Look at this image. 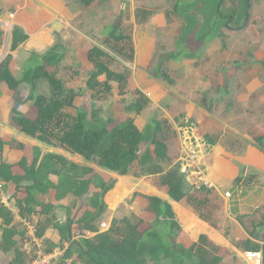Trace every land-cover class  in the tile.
I'll use <instances>...</instances> for the list:
<instances>
[{
  "label": "trees",
  "instance_id": "obj_1",
  "mask_svg": "<svg viewBox=\"0 0 264 264\" xmlns=\"http://www.w3.org/2000/svg\"><path fill=\"white\" fill-rule=\"evenodd\" d=\"M75 1L91 10L111 0ZM168 1H172V6L165 10L170 40L165 42V50L157 48L148 69L152 78L167 87H174L177 82L169 68L170 63L205 58L207 51L217 43L225 45L229 31L244 32L251 21L254 0ZM145 11L137 10L139 23L146 21L149 12ZM178 20L177 31L176 27L172 31V26L176 25L173 23ZM3 35L0 30V47ZM29 38L24 27L15 26L11 52L17 51ZM102 38L103 46H94L87 52L91 69L86 73L85 87L79 89L69 87L65 76L61 75L62 71L66 72L71 81L82 75L74 67L64 66L66 46L63 42L57 41L44 54L32 53L19 76L12 70L13 56L8 55L0 63V97L2 85L12 92H17L23 85L29 88L28 97L14 103L12 125L32 139L82 156L119 176L150 179L171 200L180 203L186 199L202 220L220 229V221L213 222L203 211L221 209L214 208L221 202L220 196L204 187L194 190L189 184L181 172V163L173 158L172 144L176 141L170 138L174 132L169 124L155 117L140 128L132 117L141 115L148 106L145 94L136 90L137 96L124 106L128 114L125 119L117 118L113 112L112 84H118L120 94L126 95L130 76L111 68L110 63L114 60L111 54L130 61L135 59L132 47L130 53L121 47L126 41L132 44V39L124 32L122 15L103 28ZM43 87L46 89L42 91ZM236 88L232 85L230 90L226 89L228 98V94L236 95L233 92ZM85 93L90 94L91 108L76 107L77 98ZM251 97L252 107L255 103L260 113L264 112V104H259L260 96L254 94ZM24 105L35 109V114L22 112ZM203 106L209 107L210 111L214 109V104ZM72 109L75 114L69 112ZM206 139L208 144L217 143L210 136ZM254 145L264 152V136L256 137ZM7 147L26 151L22 143L6 144L0 133V183L14 188L16 207L22 219L39 218L35 224L38 238H43L49 229L58 232L63 253L51 264H222L221 248L206 235L190 244L172 205L156 196L134 194L133 201L140 197V215L112 221L110 229L101 232L103 222L99 229L97 221L107 210L105 197L114 188L115 180H107L93 168L81 167L59 155L47 154L41 159L38 148L33 150L31 159L25 156L19 164L12 165L3 159ZM15 167L23 174H15ZM52 177H56L57 182ZM255 183L254 175L236 180L241 186ZM93 189L96 192L91 193ZM51 194H54V200H51ZM68 197L73 199L70 206L53 203ZM81 204L82 208L75 215ZM61 210L66 215L64 222L59 220ZM257 214L259 219L252 221L246 229L248 237L233 242L242 252L261 253L264 264V211ZM0 220V251L12 257L9 264H31L37 250L33 248L28 252L24 248V241L30 239L27 230L14 224L13 211L1 201ZM87 232L95 233V236L87 237ZM225 235L230 237L228 230ZM45 244L48 248L43 249V253H53L54 246L48 241Z\"/></svg>",
  "mask_w": 264,
  "mask_h": 264
},
{
  "label": "rangeland",
  "instance_id": "obj_2",
  "mask_svg": "<svg viewBox=\"0 0 264 264\" xmlns=\"http://www.w3.org/2000/svg\"><path fill=\"white\" fill-rule=\"evenodd\" d=\"M41 2L40 0H0V30L4 34L0 47V63L11 54L13 56L12 70L16 76L21 74L32 53L44 54L57 41H60L66 46L64 66L74 67L82 74L74 81L69 80L64 71L61 75L65 76L64 79L69 87L84 88L86 73L91 69L87 52L94 46H103V28L122 15L124 32L132 39V44L126 41L121 47L128 53L132 47L135 51V59L130 61L117 54H111L114 58L110 63L111 68L130 76L126 95H121L118 84H113L111 102L117 118L125 119L128 116L124 111L125 104L137 96L136 90L144 91L149 101L148 106L141 115H132V117L140 128L155 117L169 124L171 132H174L170 138L176 141L172 144L173 158L176 162L183 154L184 145L181 144L184 132L189 128L193 130L189 131L187 136L204 140L207 147L206 153H210L209 149L213 146L207 143L206 136H210L217 142L216 144L237 153L252 146L256 137L264 136V112L260 113L255 103L254 108L251 105L253 103L251 96L254 94L260 96L259 104H264V0H254L250 24L242 33L229 31L225 45L221 42L217 43L214 48L207 51L206 57L200 60L170 63L169 68L177 82L174 87H167L164 83L152 78L148 69L157 48L165 50V42L170 40L167 38L169 20L164 14L167 6H172V1L111 0L91 10L83 8L75 0H55L54 2L41 0ZM131 6L136 7L137 10L146 9L145 12H149L146 15V21L139 23L137 17L131 14ZM162 19H165V23H161ZM175 23L176 25L171 28L172 31L175 27L177 31L180 25L179 20L173 24ZM15 26L24 27L29 35L39 30L49 31L51 44L39 48L27 41L17 51L11 52L12 32ZM232 85L237 86L233 91L236 95L228 94L230 96L228 98L226 89L230 90ZM1 89L0 127L3 129L4 139L8 142L24 139L21 131L12 125L11 115L14 103L25 100L28 97L29 88L23 85L17 92H12L2 85ZM45 89L46 87H43L42 91ZM146 94H149V97ZM206 103L214 104V109L210 111L209 107L205 108L203 105ZM91 105L89 93L83 94L76 100V107L89 109ZM248 109L255 112L251 114V110ZM21 111L31 116L35 114V109L28 105L22 106ZM69 112L75 114V109ZM89 165L93 166V169L97 167L96 162L89 161ZM120 180L126 181L128 192L115 205L109 200L111 193L108 195L107 210L97 221L99 229L104 221L111 224L115 220L140 215V197L133 201L134 194L145 196L153 192L150 189L153 187L150 179L125 176ZM189 184L194 187V190L197 189L193 183L189 182ZM208 190L214 191V189ZM94 192L96 189H93L91 193ZM11 194L9 192L5 198L7 199ZM163 195L166 196L165 193ZM183 201L188 205L187 208L191 207L186 199ZM218 204L214 208L222 207ZM222 209L217 212L209 209L203 211L208 219L217 222ZM192 210L199 216L194 208ZM221 219L222 224L227 223L222 217ZM177 221L179 222L178 219ZM179 224L183 229V224L180 222ZM197 240L198 238L190 240V244L196 243ZM232 240L234 239H230L231 243ZM62 253L59 250L58 257ZM11 258L10 255L0 251V264H9Z\"/></svg>",
  "mask_w": 264,
  "mask_h": 264
},
{
  "label": "crops",
  "instance_id": "obj_3",
  "mask_svg": "<svg viewBox=\"0 0 264 264\" xmlns=\"http://www.w3.org/2000/svg\"><path fill=\"white\" fill-rule=\"evenodd\" d=\"M54 1L55 0H52V2ZM130 10L131 14L136 17L135 14L137 12V8L131 6ZM160 21L161 23H165V19H162ZM49 35V31L47 32L45 30H39L33 35H30L28 41L35 47L44 48L51 44L52 40ZM142 92L144 93V91ZM147 96L149 97V94ZM0 133L6 144L9 145L11 143H14L12 141H5L4 132L1 127ZM22 135L24 139H19L15 142L22 143L23 145H25L26 151L23 153L19 150L9 149L7 147L4 152L3 159L9 164L17 165L25 156L31 159L34 154L33 150L35 148H38L42 154L41 159L47 154H55L62 156L68 161L73 162L81 167L93 168V166L89 165V161H87L82 156L72 154L61 148L52 147L47 144L41 143L40 141L32 139L23 133ZM181 145L183 146V143ZM209 150L211 152L209 151L210 153H207L204 158V168L207 178L216 185L217 190L215 192L220 196L221 199L219 205H222L223 209L219 212L217 220H222V217L227 222L225 224H222L220 222V229H216L209 223L202 221L201 218H199V216L195 214L191 207L187 208L188 205L186 204V202L182 201L180 203H176L171 200L168 195H163L164 193L162 194V192H160L153 184V187L150 188L153 191L152 194H147L145 196H156L163 199L164 201H168L175 211L176 218L181 224H183V233L186 236H190V240H193L194 238L199 239L201 235L208 236V238L212 242H214L217 246L221 248V256L223 257L222 264H258V261L248 258V252L245 253L239 250L233 244V240L231 243L230 239L233 238L235 241H239L248 237L246 229L251 226L252 221L259 219L257 213L260 210L264 211V152L255 147L254 144L243 149L241 153L231 151L230 149L223 147L219 144L211 146ZM94 169L105 179H113L116 181L114 188L105 197L106 205L107 197L110 193V195L113 196V194H115L117 191L125 190L123 197L126 195V193L128 192V186L125 180H120L125 176H119L116 173L99 167L98 165ZM14 172L15 174H23L22 170L19 167H15ZM114 175L117 176V178ZM250 175L256 176L255 184L249 186H241L236 184V180L241 176ZM52 180L54 182H57L56 177H52ZM0 190V201L13 211L15 217L14 224L16 226L18 225V228L26 229L28 233L29 230L27 229V224L30 223L35 225L39 221V218L33 217L31 221L22 219L16 207V201L14 198V188L10 185L0 183ZM9 192H11L12 194L9 195L6 199L5 195H7ZM227 193L230 194L229 197L225 196V194ZM53 195L54 194H51V200H54ZM109 200H111V197ZM72 202L73 199L71 197H68L67 199L61 202L53 203L56 206L63 205L67 207L70 206ZM81 208L82 204L79 206L75 215L78 214ZM58 216L59 220L63 222L66 220V215L63 210L58 212ZM1 223L2 221L0 220V237L2 234ZM227 230L229 231L230 237L225 235V232ZM86 236L93 237L95 236V233L87 232ZM40 239L43 243V249L48 248V245L45 244V241L50 242V246H54V251L50 254L55 255V258L58 256V251H62L59 245L60 236L56 230L49 229L46 232L45 236ZM24 243V248L28 247L31 249L32 247V249H37L30 239H26ZM65 246L67 247V245ZM260 264H262V261L260 262Z\"/></svg>",
  "mask_w": 264,
  "mask_h": 264
},
{
  "label": "built area",
  "instance_id": "obj_4",
  "mask_svg": "<svg viewBox=\"0 0 264 264\" xmlns=\"http://www.w3.org/2000/svg\"><path fill=\"white\" fill-rule=\"evenodd\" d=\"M193 130L189 128L188 131L184 132L183 136V145L184 151L182 156H180L178 162L181 163V172L186 176L188 182L193 183L196 188H208L217 190L216 185L211 182L206 173H204V158L206 156V144L204 140H197V138L188 137L187 134L189 131ZM192 181V182H191ZM226 197H229L230 194H225ZM111 224L103 222L101 225V232H106L110 229ZM27 229L29 230L28 236L34 246L37 248L35 251L36 257L33 259L31 264H51L55 255L43 253V243L37 235V228L35 225L28 223ZM31 232V234H30ZM28 252L32 251L31 249L25 248ZM249 259H254L258 261V264L262 261L261 253H247Z\"/></svg>",
  "mask_w": 264,
  "mask_h": 264
},
{
  "label": "bare ground",
  "instance_id": "obj_5",
  "mask_svg": "<svg viewBox=\"0 0 264 264\" xmlns=\"http://www.w3.org/2000/svg\"><path fill=\"white\" fill-rule=\"evenodd\" d=\"M125 190L117 191L113 196H111V203L113 205L117 204L120 199L123 197Z\"/></svg>",
  "mask_w": 264,
  "mask_h": 264
}]
</instances>
